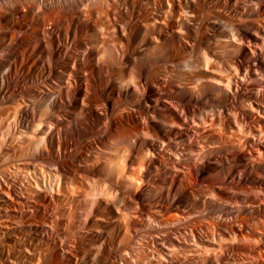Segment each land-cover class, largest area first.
<instances>
[{
	"label": "bare ground",
	"instance_id": "obj_1",
	"mask_svg": "<svg viewBox=\"0 0 264 264\" xmlns=\"http://www.w3.org/2000/svg\"><path fill=\"white\" fill-rule=\"evenodd\" d=\"M0 264H264V0H0Z\"/></svg>",
	"mask_w": 264,
	"mask_h": 264
}]
</instances>
